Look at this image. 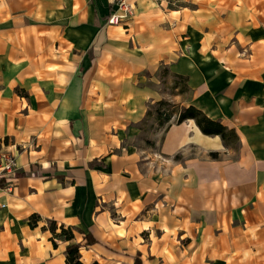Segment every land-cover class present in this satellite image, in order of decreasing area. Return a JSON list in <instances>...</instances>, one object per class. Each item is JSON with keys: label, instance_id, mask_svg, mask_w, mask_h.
I'll return each mask as SVG.
<instances>
[{"label": "crops", "instance_id": "1", "mask_svg": "<svg viewBox=\"0 0 264 264\" xmlns=\"http://www.w3.org/2000/svg\"><path fill=\"white\" fill-rule=\"evenodd\" d=\"M108 14L0 0V151L18 168L0 184V264H66L71 242L84 264H264V0H135L128 26ZM160 101L236 146L193 119L142 136Z\"/></svg>", "mask_w": 264, "mask_h": 264}, {"label": "trees", "instance_id": "2", "mask_svg": "<svg viewBox=\"0 0 264 264\" xmlns=\"http://www.w3.org/2000/svg\"><path fill=\"white\" fill-rule=\"evenodd\" d=\"M168 101H160L158 106L155 109L158 119H163L165 121H169L171 116L176 112L167 113L162 111L159 107ZM175 107V105L173 106ZM186 119H193L199 130L207 135H218L225 145H232L233 141H236V134L232 129L227 128L223 125L219 120H213L206 116L200 109L196 108L193 105H189L187 107L182 106L175 119V124L181 123ZM213 157L217 156V153L211 152ZM59 232H55L56 226L53 221L50 222L49 229L52 231L54 237H60L66 241H70L74 238L73 228L72 227H64L61 225ZM86 242L92 243L94 239L90 234L85 235ZM80 244L76 242H71L66 245V264H84L80 260L79 253ZM92 264H97L96 262Z\"/></svg>", "mask_w": 264, "mask_h": 264}, {"label": "built area", "instance_id": "3", "mask_svg": "<svg viewBox=\"0 0 264 264\" xmlns=\"http://www.w3.org/2000/svg\"><path fill=\"white\" fill-rule=\"evenodd\" d=\"M158 4L168 2L170 0H154ZM109 5V14L106 19L108 25H124L128 26V22L132 19L135 10V0H106ZM16 155L9 151H0V184L4 182L9 189L14 174L17 171Z\"/></svg>", "mask_w": 264, "mask_h": 264}, {"label": "rangeland", "instance_id": "4", "mask_svg": "<svg viewBox=\"0 0 264 264\" xmlns=\"http://www.w3.org/2000/svg\"><path fill=\"white\" fill-rule=\"evenodd\" d=\"M165 85H164V89L166 91H169L170 92V89L169 87L171 86V84H168L167 82H164ZM177 84L178 87H179V90L182 91L184 89V84L181 80H179L178 78H173V83L172 84ZM174 104L172 102H167L165 104H163L162 106H160L159 108L164 111V112H167V113H172L174 111H176V106L173 107ZM175 119H176V115L175 116H171L170 120L167 122L163 119H158L157 117V114L155 112V109H154V113L148 118V120L146 122H144L143 126H145V133L144 135L142 136H145L148 134V132L150 131H153L155 128H158L160 127L162 129V131H164L165 127L169 124V123H173L175 122ZM236 141H233L232 143V147L236 146Z\"/></svg>", "mask_w": 264, "mask_h": 264}]
</instances>
